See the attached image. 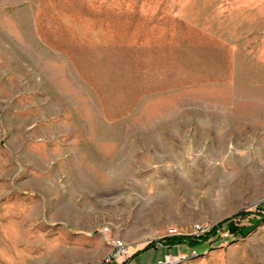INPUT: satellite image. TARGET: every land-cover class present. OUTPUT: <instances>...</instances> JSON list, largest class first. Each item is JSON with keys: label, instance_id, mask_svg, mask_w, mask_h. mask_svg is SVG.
Returning <instances> with one entry per match:
<instances>
[{"label": "rangeland", "instance_id": "rangeland-1", "mask_svg": "<svg viewBox=\"0 0 264 264\" xmlns=\"http://www.w3.org/2000/svg\"><path fill=\"white\" fill-rule=\"evenodd\" d=\"M263 202L264 0H0V264H264L165 245Z\"/></svg>", "mask_w": 264, "mask_h": 264}, {"label": "trees", "instance_id": "trees-1", "mask_svg": "<svg viewBox=\"0 0 264 264\" xmlns=\"http://www.w3.org/2000/svg\"><path fill=\"white\" fill-rule=\"evenodd\" d=\"M264 202L257 207L256 211V217L249 220L250 225H239L240 223L237 221H234L232 219H226L219 224H216V226H213L208 231L204 232L200 236H194V235H174L166 237L165 245L172 248L175 245H186L190 248H199L201 247L207 240H210V238H214V240L210 241L214 243H219L221 241V234L222 232H225L226 234L230 236H245L248 235L250 232L254 230V228L261 222L264 221ZM251 212H242L238 216H240L241 219H245L247 216H250ZM212 243V244H214ZM162 247V246H161ZM148 247L145 250H147Z\"/></svg>", "mask_w": 264, "mask_h": 264}, {"label": "built area", "instance_id": "built-area-1", "mask_svg": "<svg viewBox=\"0 0 264 264\" xmlns=\"http://www.w3.org/2000/svg\"><path fill=\"white\" fill-rule=\"evenodd\" d=\"M199 229V228H198ZM107 232V230H105ZM199 231V230H198ZM200 230L199 232H203ZM175 234L171 233V236ZM111 252L99 263L96 264H116L119 260L126 258L128 255V247L126 244L119 240H112ZM156 264H168L165 260L158 261Z\"/></svg>", "mask_w": 264, "mask_h": 264}, {"label": "crops", "instance_id": "crops-1", "mask_svg": "<svg viewBox=\"0 0 264 264\" xmlns=\"http://www.w3.org/2000/svg\"><path fill=\"white\" fill-rule=\"evenodd\" d=\"M80 236H83V235H80ZM80 238H84V237H80ZM82 261H83V260H82ZM82 261H81V262H82ZM83 262H84V261H83Z\"/></svg>", "mask_w": 264, "mask_h": 264}]
</instances>
